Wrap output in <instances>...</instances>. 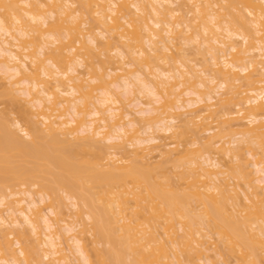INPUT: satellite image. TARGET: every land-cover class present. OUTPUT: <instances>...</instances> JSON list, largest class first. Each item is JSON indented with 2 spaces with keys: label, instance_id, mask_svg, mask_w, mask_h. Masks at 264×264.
Masks as SVG:
<instances>
[{
  "label": "bare ground",
  "instance_id": "6f19581e",
  "mask_svg": "<svg viewBox=\"0 0 264 264\" xmlns=\"http://www.w3.org/2000/svg\"><path fill=\"white\" fill-rule=\"evenodd\" d=\"M0 72V264H264V0H0Z\"/></svg>",
  "mask_w": 264,
  "mask_h": 264
},
{
  "label": "rangeland",
  "instance_id": "374dc122",
  "mask_svg": "<svg viewBox=\"0 0 264 264\" xmlns=\"http://www.w3.org/2000/svg\"><path fill=\"white\" fill-rule=\"evenodd\" d=\"M103 42H105V39H101ZM191 46H193V44H190V45H188V46H185L184 48L186 49H188V53H191L190 55H192L193 54V52H194V50H191L190 51V49H191ZM102 47H105L104 45L102 46ZM192 49H194V48H192ZM110 55L112 56V57H116V55H115V52L114 51H111L110 52ZM114 57V59H107V57L105 58V56L104 55H102V56H100V59L99 58H94L93 60H94V62L96 63V64H99L100 63V61L101 60H106V63L104 62V65L107 67V66H110L109 64H111V61H114L116 58ZM108 62V63H107ZM100 65V64H99ZM81 69V68H80ZM0 76H2L1 75V72H0ZM1 78V77H0ZM1 83H3L2 81H1V79H0V84ZM4 87V84H1L0 85V93L1 92H3V93H1V95H0V113L2 114V113H5V116H4V118H8V119H12V117L13 118H16V117H18V114L19 113H17L16 111H18V108H17V104L15 103V102H13L12 101V99H7V98H10L9 96L8 97H6V95L7 94H5L6 93V91H5V89L3 88ZM3 89V90H2ZM121 91V90H120ZM95 95L98 93H96V92H93ZM3 94V95H2ZM5 95V96H4ZM17 113V114H16ZM11 121V120H10ZM8 122H9V120H8ZM212 125V124H211ZM211 125H210V127H211ZM214 126H215V124H213ZM204 129H206V128H204ZM204 129L202 130H200V131H204ZM209 131H204L203 133H198V137L197 138H199L200 136L201 137H205V136H207L208 134H211V132L210 133H208ZM227 133V132H226ZM225 133V134H226ZM228 133H230V132H228ZM228 133L226 134V136H228V137H231V136H229L228 135ZM190 134V133H189ZM192 134V133H191ZM196 135V134H195ZM195 135L193 136V137H195ZM230 135H231V133H230ZM188 136V135H187ZM192 136V135H191ZM188 137H190V135L188 136ZM192 137V138H193ZM195 137V138H196ZM191 139V138H190ZM189 139V140H190ZM194 139V138H193ZM194 148V147H193ZM165 168H168L167 166L165 167ZM173 179H175V178H173ZM241 183H242V181H241ZM240 183V184H241ZM242 186V185H241ZM196 202V204L198 203L197 202V200H194L193 201V203H195ZM67 204V205H66ZM68 204H69V202H67V200H65L64 201V204H61L60 206H61V209L64 211V212H66V213H69V212H71V206L69 207L68 206ZM251 203H248V207L250 208H248L247 206H246V208H245V206L244 207H241V213H239L238 214V216L239 217H237L240 221H241V219H242V217L243 216H245V215H248L247 213L249 212V216L250 215H252V213H254V211L256 210V207L254 206L253 207V205L254 204H251ZM195 205V204H194ZM251 206V207H250ZM253 207V208H252ZM199 213H201V211H200V209L199 210H197ZM253 211V212H252ZM251 212V213H250ZM243 215V216H242ZM253 217V216H252ZM236 218V217H235ZM241 218V219H240ZM261 219H264V216L263 217H260V220ZM236 220V219H235ZM238 221V220H237ZM240 221H238V222H240ZM161 231V230H160ZM246 237H248V236H246ZM31 239H32V237H31ZM30 238H29V240H31ZM245 241H248V238H247V240H245ZM248 242H253L252 243V245L251 246H253V247H255L254 249L256 250V252L255 253H257V252H259L260 251V244L256 241V240H253V239H249V241ZM89 243L90 242H88V246H89ZM247 243V242H246ZM219 244H221V243H219ZM218 244V245H219ZM91 245V244H90ZM249 245H250V243H249ZM220 246V245H219ZM99 247H101L100 245H99ZM91 248V249H90ZM251 248V247H250ZM89 250H92V247H90L89 246ZM227 249H225L224 251H225V257L227 258V259H229V263H231V264H233V261L236 263V264H238V261H239V259H238V255H239V253H237V255L236 254H234L233 252H228L227 253V251H226ZM252 250V249H251ZM254 251V250H253ZM93 253V252H92ZM192 253V252H191ZM190 253V255H192ZM194 253V252H193ZM196 255V254H195ZM194 254H193V256H195ZM192 256V257H193ZM238 256V257H237ZM229 257V258H228ZM194 258V257H193ZM236 259V260H235ZM232 261V262H231ZM240 264V263H239Z\"/></svg>",
  "mask_w": 264,
  "mask_h": 264
}]
</instances>
